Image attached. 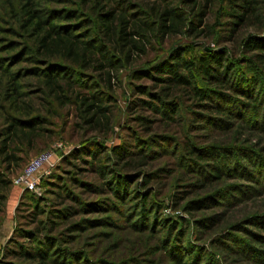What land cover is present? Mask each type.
Returning a JSON list of instances; mask_svg holds the SVG:
<instances>
[{"label": "rangeland", "instance_id": "obj_1", "mask_svg": "<svg viewBox=\"0 0 264 264\" xmlns=\"http://www.w3.org/2000/svg\"><path fill=\"white\" fill-rule=\"evenodd\" d=\"M25 3L44 30L96 47L87 69L34 53ZM150 8L200 23L161 36ZM101 12L148 27L143 51L113 54ZM172 56L189 87L156 79ZM91 96L97 126L78 105ZM2 141L0 264H264V0H0ZM46 150L34 190L14 185Z\"/></svg>", "mask_w": 264, "mask_h": 264}, {"label": "trees", "instance_id": "obj_2", "mask_svg": "<svg viewBox=\"0 0 264 264\" xmlns=\"http://www.w3.org/2000/svg\"><path fill=\"white\" fill-rule=\"evenodd\" d=\"M82 1L84 0H81V2ZM20 9L23 14L27 16V19L23 24L24 27L30 26V24L33 22V24L30 26L31 31L33 32L32 35L38 37L36 38V48L34 49L35 54L42 53L44 55H55L62 62L76 65L81 70H85L89 67L92 62V50H95L96 47L93 48V46H91L90 44H85V46H82L80 48L78 44L74 42V40H72L68 35L56 34L54 33L52 28L44 30L41 27V23L38 20H35L33 12L29 11L28 3L22 4ZM149 11L150 16L153 18L152 23H154V27H156L157 32H159L161 36H165L166 34H169L171 32L178 33L182 30L187 31L188 33H193V31H195L196 27H198V24L200 23V20H197L195 23L186 21L184 15L176 11L175 9H162L158 12L154 10V8H150ZM244 11H246V9ZM241 17L242 16H240L238 19H241ZM96 21L98 24V30L101 39L105 42L104 44L111 46L113 54L117 53L116 55H118L124 62H129L130 57L133 53L143 51V42H141V40L139 41L138 38L143 35L145 36V34L143 33L147 31L148 27L142 25L139 22L129 23L125 18V15L121 12L118 13L115 17L110 16V13L108 12L98 13L96 15ZM215 57L216 55L212 54L211 52H206L198 58V70L202 77H212V75L210 74V62H213L215 60ZM177 58L178 56H172L170 61L168 60L167 62L163 63L159 68H162L164 71H166V76L163 79H156L162 80L163 82H170L175 85L189 87V82L183 76L177 74L175 71L178 67V64L183 63L182 60L180 63H178ZM111 59H109V62L107 61L106 63L111 65ZM113 59L115 58L113 57ZM185 66H187V64ZM105 75L106 77L104 81L107 86L110 81V74L109 72H107ZM46 76L49 77L50 75L46 74ZM144 78H151L147 71H134L132 73V79L134 80ZM53 82L54 81L49 79L46 84L53 85ZM53 87L55 90L59 89L58 86ZM191 90L199 99H201L202 97H207L204 92L197 87H192ZM50 91L52 93L54 92V90L52 89ZM96 102V98L94 96H91L89 99H81L78 105L81 108L80 112L82 114V117H87L85 121L97 126L98 122H100L99 117L101 118L100 115H102V110L99 105H96ZM13 121L17 124H20L21 126L26 127L30 124V120ZM11 127L15 128V125H10L7 127V129H5V133L6 135H9V137H13L17 134L16 128L11 130ZM4 143L5 142L2 141V144L0 146V153H2L3 149H5ZM2 155L4 161L12 159L8 155L4 154V152L2 153Z\"/></svg>", "mask_w": 264, "mask_h": 264}, {"label": "built area", "instance_id": "obj_3", "mask_svg": "<svg viewBox=\"0 0 264 264\" xmlns=\"http://www.w3.org/2000/svg\"><path fill=\"white\" fill-rule=\"evenodd\" d=\"M52 155V151L46 150L30 159L13 180V184L21 187L22 190L33 191L36 185V174L50 163Z\"/></svg>", "mask_w": 264, "mask_h": 264}]
</instances>
